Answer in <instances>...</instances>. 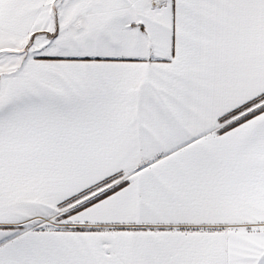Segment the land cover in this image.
<instances>
[{"label": "snow or ice", "instance_id": "snow-or-ice-1", "mask_svg": "<svg viewBox=\"0 0 264 264\" xmlns=\"http://www.w3.org/2000/svg\"><path fill=\"white\" fill-rule=\"evenodd\" d=\"M0 264H264V0H0Z\"/></svg>", "mask_w": 264, "mask_h": 264}]
</instances>
